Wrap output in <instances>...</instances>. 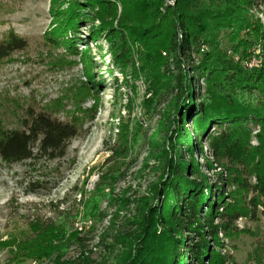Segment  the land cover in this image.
Listing matches in <instances>:
<instances>
[{
	"label": "trees",
	"instance_id": "obj_1",
	"mask_svg": "<svg viewBox=\"0 0 264 264\" xmlns=\"http://www.w3.org/2000/svg\"><path fill=\"white\" fill-rule=\"evenodd\" d=\"M117 1L122 5L120 27L141 44L140 58L149 81L145 110L154 115L159 108L172 107V125L177 126L176 146L171 145L169 153L167 138H163L162 144H156L153 138L149 154L153 156L160 149L156 158L162 174L152 185L150 197L134 201V212L124 222L125 226L134 227L130 231L115 230L119 212L125 211L129 203L121 198L94 246L102 249V255L93 257L95 253L88 248L92 239L87 235L70 232L69 226L77 215L69 211H62L54 222L32 225L33 239L17 242L15 255L19 262L52 258L51 264H222L224 257L216 249L220 246L218 234H225L229 223H234L240 214L234 210L235 204L226 199L230 197L226 180L219 176L211 185L202 173L212 170V163L201 151V131L209 121L220 126L210 142L216 156L236 152L244 158L253 136L257 144L251 152L258 158L256 168L264 164V25L248 14L253 0H175V7L163 13L159 0ZM109 6L104 0H91L85 5L74 0L63 17L71 11L73 14L75 8L87 10L82 22L90 19L89 33L98 38L94 21L100 19L99 9L110 10ZM91 12L93 15L89 16ZM225 31L229 55L220 42ZM118 38L123 40V33ZM254 45L260 46L261 65L247 69L242 62ZM26 46L24 39L9 32L0 39V61L24 51ZM116 47L120 59L126 54V47ZM199 78L204 82L200 97L192 92L194 87L200 91L196 83ZM8 110L0 111L1 162L47 164L65 158L70 141L77 135L73 124L29 107ZM191 110L197 113L187 133L185 120ZM161 134L159 125L155 137ZM186 141L189 147H185ZM194 151L200 152L202 167L192 159ZM55 165L50 167L51 172H58ZM254 178V185H246V190L254 195L249 204L253 211L260 208L264 216V169L254 173ZM106 186L95 190L87 200L81 195L84 220L95 222L106 217L99 208L102 200L112 208L114 200L104 193L105 188L110 189ZM70 246L76 251L68 258Z\"/></svg>",
	"mask_w": 264,
	"mask_h": 264
},
{
	"label": "rangeland",
	"instance_id": "obj_2",
	"mask_svg": "<svg viewBox=\"0 0 264 264\" xmlns=\"http://www.w3.org/2000/svg\"><path fill=\"white\" fill-rule=\"evenodd\" d=\"M73 1L0 0V39L13 32L27 44L24 51L0 61L1 113L10 107L18 110L29 107L47 112L77 129L65 158L58 163L4 164L0 161V264H51L52 258L19 262L15 247L17 242L33 239L32 225L54 222L62 211L77 215L69 230L81 231L92 239L88 248L97 258L102 252L101 248L94 247L97 238L108 227L121 198L129 203L125 211L119 212L115 230L130 231L134 227L125 226L124 222L134 212V201L150 197L152 185L162 174L156 158L160 149L153 156L149 154L153 138L156 144H162L163 138H167L165 145L169 153L173 149L171 145L176 146L177 126L172 125V107L159 108L154 115L145 110L149 81L140 58L142 48L129 31L120 27V2L104 0L110 10L99 9L100 19H95L93 24L96 38L89 33L90 19L82 22L87 10L75 8L73 14L71 11V15L63 17ZM76 1L80 5L91 2ZM159 1L164 6L162 13L175 7V0ZM248 14L264 25V0H253ZM76 15H79L77 19ZM92 15L91 12L89 16ZM119 33H123V40L118 38ZM226 33L221 35L220 42L229 55ZM122 44L126 54L118 59L116 45ZM259 48L254 45L247 50L243 67L250 69L252 57ZM251 69L256 68L251 66ZM196 83L201 89L194 87L192 92L200 97L204 82L199 78ZM196 113L191 110L186 115L187 133ZM159 125L162 134L155 137ZM220 129L209 121L201 131V151L212 163V170H202V173L211 185L219 176L226 180V189L230 191L226 199L235 204L234 210L240 217L229 223L225 234H218L217 253L224 257L222 264H264V216L260 208L252 210L249 200L254 195L246 190V185L255 184L254 173L263 170L264 164L256 168L258 158L251 152L257 144L253 136L249 138L244 158L236 152L229 156L213 154L210 142ZM189 146L186 141L185 147ZM199 153L194 151L191 157L202 167ZM52 165L58 172L50 171ZM102 177V181L107 179L103 184L110 188H105L104 193H109L114 200L112 208L102 200L99 208L106 217L95 222L84 220L79 203L81 195L87 200L95 190L102 189ZM209 196L206 191L205 197ZM75 249L70 246L68 258L74 256Z\"/></svg>",
	"mask_w": 264,
	"mask_h": 264
},
{
	"label": "built area",
	"instance_id": "obj_3",
	"mask_svg": "<svg viewBox=\"0 0 264 264\" xmlns=\"http://www.w3.org/2000/svg\"><path fill=\"white\" fill-rule=\"evenodd\" d=\"M258 55H259V50H258L257 55H254V56L252 57V61H251V63H250V69H251V66H255L256 69L260 67V65H261V60L258 58Z\"/></svg>",
	"mask_w": 264,
	"mask_h": 264
}]
</instances>
